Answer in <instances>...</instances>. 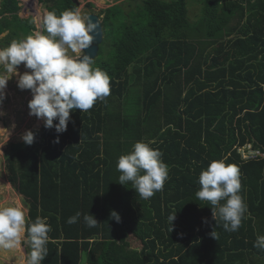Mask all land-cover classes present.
<instances>
[{
  "label": "trees",
  "instance_id": "16d2710c",
  "mask_svg": "<svg viewBox=\"0 0 264 264\" xmlns=\"http://www.w3.org/2000/svg\"><path fill=\"white\" fill-rule=\"evenodd\" d=\"M39 1L57 14L78 8ZM190 3L125 0L102 10L93 67L108 73L110 94L74 110L65 133L43 125L31 146L6 151L7 180L28 208L26 238L38 216L50 225L42 264H264L254 247L264 235V0H203L201 13ZM20 11V0H0V47L36 30ZM138 141L168 165L163 190L148 200L119 184L118 159ZM220 159L240 170L247 211L235 232L195 195L201 171ZM77 212L99 224H69Z\"/></svg>",
  "mask_w": 264,
  "mask_h": 264
},
{
  "label": "clouds",
  "instance_id": "9594fccd",
  "mask_svg": "<svg viewBox=\"0 0 264 264\" xmlns=\"http://www.w3.org/2000/svg\"><path fill=\"white\" fill-rule=\"evenodd\" d=\"M34 1L38 8L40 1ZM75 3L78 8L67 9L59 14L54 10L48 11L40 3L45 6L40 27L35 25L36 30L30 35L13 39L7 47H0V122L3 121L1 106L5 99L4 91L13 77L17 78L19 89L30 90L32 93L28 104L29 115L43 120L45 128H55L58 134L67 131L70 114L74 110L86 112L97 100L102 101L110 94L108 73L93 67L96 58L84 52L93 43V34H99V22L94 23L89 15L81 12L79 0H75ZM89 4L96 7L94 3ZM22 6L20 0L21 10ZM92 14L99 17L103 26L101 13ZM5 35L0 36V40ZM21 65L30 71L21 74L18 71ZM55 121L58 123H54ZM22 140L31 146L35 142V134L29 130L22 136ZM242 152L245 153V149ZM162 156V152L154 149L151 142H136L130 153L121 155L118 159L117 170L121 173L119 184L131 182L132 188L142 199H150L156 192L163 190L168 178V165L164 163ZM198 182L200 188L195 194L197 199L210 203L213 218L222 220L226 231H238L247 211L241 195L238 166L227 164L224 159L213 160L201 171ZM176 212L169 214L167 218L171 227L176 220ZM81 216L87 227L94 228L99 224L90 213L80 212L69 217L68 223H77ZM110 216L120 222L121 217L116 211H112ZM25 229V209L18 204L0 206V247H18ZM50 230L47 218L40 216L27 227L25 243L30 246L31 251L25 264H42L45 260ZM210 235L218 239L216 230ZM254 247L264 250V235L257 236Z\"/></svg>",
  "mask_w": 264,
  "mask_h": 264
},
{
  "label": "rangeland",
  "instance_id": "374dc122",
  "mask_svg": "<svg viewBox=\"0 0 264 264\" xmlns=\"http://www.w3.org/2000/svg\"><path fill=\"white\" fill-rule=\"evenodd\" d=\"M79 9L82 13L90 15L92 13H101L103 9L115 4H121L125 0H79ZM127 1V0H126ZM192 9L201 13L203 9L197 6L198 3H202L203 0H191ZM22 10L20 12L21 17L28 19L33 18L35 25H41V21L44 18L42 13L45 12L44 5L39 3V7L36 8V2L34 0H21ZM88 3H94L96 7H90ZM37 9V10H36ZM103 18V17H102ZM39 29L37 28V31ZM18 71L23 74L25 69L23 65L18 67ZM5 99L1 106V117L3 121L0 122V206H10L13 204L20 205L25 209V222L28 217V208L23 200V197L19 195L14 188L9 184L7 180V172L4 168V157L10 146L22 142V136L29 130H40L44 125V121L34 116L29 115V101L32 99V93L30 90H21L17 86V78L13 77L4 91ZM13 125L15 127H13ZM37 127V128H36ZM17 198V200H16ZM19 202V203H18ZM26 231V229H25ZM129 241L133 248L141 249L143 243L135 236L130 235ZM26 236L21 239V243L18 247L12 249H4L0 247V264H25L27 258L26 251Z\"/></svg>",
  "mask_w": 264,
  "mask_h": 264
},
{
  "label": "water",
  "instance_id": "95a60500",
  "mask_svg": "<svg viewBox=\"0 0 264 264\" xmlns=\"http://www.w3.org/2000/svg\"><path fill=\"white\" fill-rule=\"evenodd\" d=\"M89 16L94 23L99 22L100 27L97 30L99 34L98 35L93 34L94 35L93 43L90 45L88 49H85L84 52L85 54L91 55L93 58H97L100 45L103 43L104 40L103 26L97 15L91 14Z\"/></svg>",
  "mask_w": 264,
  "mask_h": 264
},
{
  "label": "crops",
  "instance_id": "0c3cea01",
  "mask_svg": "<svg viewBox=\"0 0 264 264\" xmlns=\"http://www.w3.org/2000/svg\"><path fill=\"white\" fill-rule=\"evenodd\" d=\"M20 18H21V19H25V18L21 17V15H20Z\"/></svg>",
  "mask_w": 264,
  "mask_h": 264
},
{
  "label": "bare ground",
  "instance_id": "6f19581e",
  "mask_svg": "<svg viewBox=\"0 0 264 264\" xmlns=\"http://www.w3.org/2000/svg\"><path fill=\"white\" fill-rule=\"evenodd\" d=\"M37 128V127H36ZM16 200H17V198H16ZM19 203V202H18Z\"/></svg>",
  "mask_w": 264,
  "mask_h": 264
}]
</instances>
